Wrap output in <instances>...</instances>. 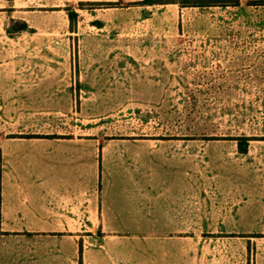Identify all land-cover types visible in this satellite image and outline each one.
Here are the masks:
<instances>
[{"label":"rangeland","instance_id":"374dc122","mask_svg":"<svg viewBox=\"0 0 264 264\" xmlns=\"http://www.w3.org/2000/svg\"><path fill=\"white\" fill-rule=\"evenodd\" d=\"M154 1L0 0V138L96 139L155 194L130 228L0 232V264H264V4Z\"/></svg>","mask_w":264,"mask_h":264},{"label":"crops","instance_id":"0c3cea01","mask_svg":"<svg viewBox=\"0 0 264 264\" xmlns=\"http://www.w3.org/2000/svg\"><path fill=\"white\" fill-rule=\"evenodd\" d=\"M228 7L198 9L218 15L214 8ZM138 169L137 158L107 155L96 139L52 132L0 138V232L130 228L142 209L154 211V181L140 182Z\"/></svg>","mask_w":264,"mask_h":264},{"label":"trees","instance_id":"16d2710c","mask_svg":"<svg viewBox=\"0 0 264 264\" xmlns=\"http://www.w3.org/2000/svg\"><path fill=\"white\" fill-rule=\"evenodd\" d=\"M145 3H154V0H144ZM166 2H170L167 0ZM177 2V1H175ZM253 3L264 4V0H253ZM240 0H184L181 2L182 6H227V5H238ZM75 15H71L73 18Z\"/></svg>","mask_w":264,"mask_h":264}]
</instances>
